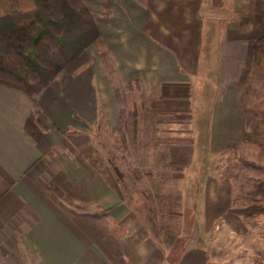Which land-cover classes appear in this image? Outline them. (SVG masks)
Listing matches in <instances>:
<instances>
[{
  "label": "crops",
  "instance_id": "0c3cea01",
  "mask_svg": "<svg viewBox=\"0 0 264 264\" xmlns=\"http://www.w3.org/2000/svg\"><path fill=\"white\" fill-rule=\"evenodd\" d=\"M82 1L113 65L101 61L104 125L126 123L139 161L127 172L104 166V180L89 162L100 109L92 72L66 68L34 98L0 85V264H125L126 238L112 223L146 221L149 207L162 203L156 195L174 191L193 207L196 240L175 251L134 225L132 263L207 264L203 225L234 209V184L222 161L243 139L264 0ZM121 84L130 85L123 100ZM33 112L54 156L43 155L25 129ZM55 171L80 192L74 204L55 196L60 189L48 180ZM121 174L135 197L122 193ZM103 204L110 210H98Z\"/></svg>",
  "mask_w": 264,
  "mask_h": 264
},
{
  "label": "rangeland",
  "instance_id": "374dc122",
  "mask_svg": "<svg viewBox=\"0 0 264 264\" xmlns=\"http://www.w3.org/2000/svg\"><path fill=\"white\" fill-rule=\"evenodd\" d=\"M98 54L95 46L89 47L85 54L67 67L65 73L75 71L78 73L85 70L93 74L94 92L96 89L100 109L99 118L92 126L93 154L89 162L96 169V174L101 175L104 180V166L109 170H114V173L121 169L127 172L139 160L138 158L133 159L134 147L128 133L130 129L126 127V123L113 129L104 125L103 104L100 101V96L103 94L100 89L102 84L98 83V81L104 82V77L99 78L100 73H104L102 70L104 67ZM129 86L121 84L119 88L121 89L119 91L121 100L125 97L124 90H128ZM243 107V139L226 150L222 161L224 174L230 177L234 184V209L225 219H220L211 225L208 223L203 225L205 236L199 240L203 242L207 264H256V259L264 260V189L257 188L259 182H264V61L260 66H255L253 60V71L246 84ZM61 148H59L60 151H62ZM46 162L50 167L57 166V162L50 158H47ZM45 176L49 175L45 174ZM121 178L126 185L125 188L122 187L124 196L126 198L127 195L135 197L132 193L130 194L132 190L128 187V180L122 174ZM48 180L53 181L52 186L58 185L60 191L55 193V196L59 199L73 204L77 198L80 199V192L59 172L55 171L53 176L48 177ZM144 180L148 182L146 178ZM111 192L118 195L121 189L119 191L113 189ZM156 192L160 191L156 190ZM184 192L189 194L192 191ZM156 196L161 199L162 203L149 207L151 217L146 218V221L141 223L132 220L128 223L130 228L126 226V223L123 224L124 226H121L120 222L112 223L113 227L118 229V233L124 234L126 238L125 255L127 257L123 261L125 264H133L134 232H138L134 225L140 227L144 225L150 234L156 236L158 244L172 245L175 251L181 242L184 245L185 239L189 244L196 240L192 232L193 207L183 206L176 191L166 197L160 193ZM253 196L258 200L255 201ZM129 207L132 212L136 211L138 218L139 211L132 205ZM98 208L102 213L110 210V207L104 208V204L102 208ZM138 208L142 209V207ZM180 214H184L183 219Z\"/></svg>",
  "mask_w": 264,
  "mask_h": 264
},
{
  "label": "trees",
  "instance_id": "16d2710c",
  "mask_svg": "<svg viewBox=\"0 0 264 264\" xmlns=\"http://www.w3.org/2000/svg\"><path fill=\"white\" fill-rule=\"evenodd\" d=\"M91 45L113 69L100 30L82 0H0V85L34 98ZM253 60L255 66L264 61V34L254 42ZM25 129L43 155L54 156L53 143L37 124L35 112ZM257 188L264 189V182ZM263 263L256 259V264Z\"/></svg>",
  "mask_w": 264,
  "mask_h": 264
}]
</instances>
